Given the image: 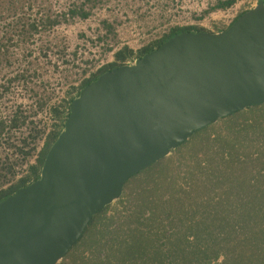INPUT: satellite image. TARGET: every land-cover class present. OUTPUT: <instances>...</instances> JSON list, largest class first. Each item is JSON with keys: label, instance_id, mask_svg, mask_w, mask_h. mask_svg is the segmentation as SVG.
I'll return each mask as SVG.
<instances>
[{"label": "water", "instance_id": "water-1", "mask_svg": "<svg viewBox=\"0 0 264 264\" xmlns=\"http://www.w3.org/2000/svg\"><path fill=\"white\" fill-rule=\"evenodd\" d=\"M264 104V3L102 73L70 105L34 181V264H59L126 182L191 136ZM0 264H33V182L0 202Z\"/></svg>", "mask_w": 264, "mask_h": 264}, {"label": "trees", "instance_id": "trees-1", "mask_svg": "<svg viewBox=\"0 0 264 264\" xmlns=\"http://www.w3.org/2000/svg\"><path fill=\"white\" fill-rule=\"evenodd\" d=\"M235 1H219L216 7ZM184 31L207 30L175 29L139 51L138 58ZM130 55L123 50L117 59L123 62ZM122 65L103 68L81 85L66 109L53 110L60 124L37 156L34 181L64 129L70 103L102 73ZM20 119L16 114L12 125H20ZM5 130L0 120V138ZM32 182L33 166L16 185L0 191V202ZM116 202L93 216L59 264H264V104L197 131L169 156L131 177Z\"/></svg>", "mask_w": 264, "mask_h": 264}, {"label": "built area", "instance_id": "built-area-1", "mask_svg": "<svg viewBox=\"0 0 264 264\" xmlns=\"http://www.w3.org/2000/svg\"><path fill=\"white\" fill-rule=\"evenodd\" d=\"M47 1V9L40 0L35 2V50L38 52H35V85L41 90H35L34 134L39 133L38 138L41 139H46L60 124L53 110L66 109L70 98L77 95L81 85L103 68L117 63L134 64L139 51L160 41L175 29L197 26L219 32L254 7L247 8V0H236L225 8L216 5L226 0ZM211 25L218 26L217 30H212ZM46 34L56 37L55 40H46ZM0 49L4 52L18 51L15 58L0 61V70L4 68L9 72L0 75L6 84L0 95H10L15 82L29 87L33 83V2L25 3L11 15L2 16ZM123 50L131 51V55L121 62L117 55ZM54 76L61 83L58 92L51 83ZM28 91L33 92L32 89ZM55 96H58L57 100H54ZM20 102L13 107L9 116L0 117L6 123L0 147L9 159L15 154L10 152V147L29 153L33 146V104L31 108ZM41 113L51 120L47 129H37V126H41L36 118ZM16 114L21 117L20 125L13 126L12 119ZM23 126H26L27 133L21 138L15 137L14 133ZM1 154L0 161L4 163L7 157ZM16 156H19L18 153ZM20 156L24 157L22 154ZM28 174L25 171L21 178Z\"/></svg>", "mask_w": 264, "mask_h": 264}, {"label": "rangeland", "instance_id": "rangeland-1", "mask_svg": "<svg viewBox=\"0 0 264 264\" xmlns=\"http://www.w3.org/2000/svg\"><path fill=\"white\" fill-rule=\"evenodd\" d=\"M36 1L37 0H35V2ZM40 1L42 4L46 5L45 9H47V7L49 6L48 1L47 0H40ZM247 1L249 2L246 5L248 8L250 6H254V4H256L257 2L260 3L261 0H247ZM27 2L31 3L33 2V0H0V19L2 18L4 14L8 16V15L13 14L16 11H19L23 7V5H25V3ZM211 27L213 28L212 30H217L218 28V26L216 25L215 26L211 25ZM50 38L55 40L56 37H52L50 34L45 35L46 40ZM54 52L55 51H51V53H54ZM17 54H18V51H16L15 53L13 51L4 52L0 49V61L1 59H5V58L13 59L15 58V56H17ZM8 73L9 72L4 70V68L0 70L1 76L4 74H8ZM55 77L56 76L53 77V79L51 80V83L53 84L54 89H56V91L58 92L60 91L61 83ZM4 83H5L4 79L0 78V94L3 91V87L6 85ZM12 86L13 88L9 91L10 95H7V96L0 95V102L2 101L5 102L4 104L2 103L0 104V117H2V115L9 116L11 114V111L13 110V107L18 104L19 100L21 101L20 103H22L26 107L30 106L32 108L33 92H29L28 90L29 89L33 90V83H30L29 87H24L21 83L15 82L14 84H12ZM35 90L40 91L41 88L36 87L35 85ZM57 99H58V96H55L54 100H57ZM36 120L38 121V125L41 126V127L37 126L38 127L37 129H47L48 124L51 121L49 116L43 113H41L40 116L36 118ZM221 126L223 125L221 124ZM55 129L57 130L58 127L55 126ZM27 131L28 130L26 126H23L21 127L20 130L14 133V135L15 137L21 138L27 133ZM39 135H40L39 133L34 134V137H35L34 138L35 139L34 140L35 141L34 166L37 164L36 157L38 156L39 152L42 150L44 146V142H45V138L44 139L38 138ZM10 148H11L10 152H15V154L12 155V159L11 158L9 159L8 156L5 154V151L1 149L0 147V153L2 152L1 156L7 157L4 163H1L0 161V172L3 174V176H0V191H2L3 189H7L10 186L16 185L19 182L21 175H24L25 171L30 172V168L31 166H33V146L32 145L30 147L29 153L24 150L20 151L19 149H15L12 147ZM16 153H18L19 156H16ZM21 154L24 155V157L20 156ZM10 165H12V167H10ZM5 166H7V168L3 169V167ZM116 204H117L116 200L111 203L112 206H115Z\"/></svg>", "mask_w": 264, "mask_h": 264}, {"label": "crops", "instance_id": "crops-1", "mask_svg": "<svg viewBox=\"0 0 264 264\" xmlns=\"http://www.w3.org/2000/svg\"><path fill=\"white\" fill-rule=\"evenodd\" d=\"M257 4H259V2H257L256 4H254V6H256Z\"/></svg>", "mask_w": 264, "mask_h": 264}]
</instances>
